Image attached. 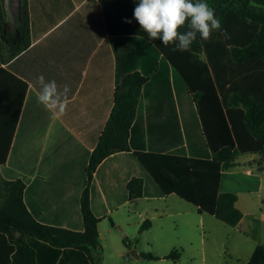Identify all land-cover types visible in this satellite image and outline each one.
Segmentation results:
<instances>
[{
    "label": "crops",
    "instance_id": "crops-1",
    "mask_svg": "<svg viewBox=\"0 0 264 264\" xmlns=\"http://www.w3.org/2000/svg\"><path fill=\"white\" fill-rule=\"evenodd\" d=\"M1 4L9 35L22 27L25 14L31 45L11 59V46L0 35V69L15 64L17 76L28 85L9 150L11 88L6 75L0 79V182L22 180L26 184L24 201L38 222L82 232L81 198L88 182L89 159L111 114L118 73L137 65L134 47L127 45L121 51L119 41L104 35L100 9L106 2L101 0H2ZM40 75L46 81L55 80L61 89L68 86L63 111L38 101ZM130 147L131 152L104 160L89 186L91 207L100 219L102 264L110 238L116 234L128 242L143 238L152 234L158 220L174 215L170 202L176 195L130 199L132 179L148 182L135 151L212 156L194 98L167 63L160 64L142 89ZM221 191L238 197L236 206L243 217L236 227L229 226V250L248 263L256 247L264 245V156L240 155L223 172ZM146 200L148 205L137 211L138 204ZM194 208L193 216L210 220V215ZM145 221L150 224L141 232ZM127 250L132 249L124 241L116 247L119 256ZM0 256V264H7L5 251L0 249Z\"/></svg>",
    "mask_w": 264,
    "mask_h": 264
},
{
    "label": "trees",
    "instance_id": "trees-1",
    "mask_svg": "<svg viewBox=\"0 0 264 264\" xmlns=\"http://www.w3.org/2000/svg\"><path fill=\"white\" fill-rule=\"evenodd\" d=\"M101 1L106 2L100 9L104 35L119 41L121 51H126L127 45L134 47L137 65L118 73L111 114L89 159L88 182L81 198L84 230L38 222L24 201L26 184L22 180L2 181L0 249L6 253L7 264H102L100 219L91 207L90 182L108 157L131 152V129L142 89L161 63L173 68L193 96L212 156L135 151L148 182L132 179L128 184L130 199L176 195L230 227H236L243 217L236 206L237 195L223 193L221 183L223 172L233 167L240 155L264 156V0H205L214 8L221 29L214 30L207 41L199 36L196 44L183 52L174 50L175 45L163 46L160 39H148L134 19L139 0ZM1 2L0 35L11 46L10 58L14 59L28 50L31 35L24 13L22 27L9 35ZM4 75L11 88L8 103L13 108L7 128L10 150L28 85L17 76L15 64L8 70L0 69V79ZM149 224L145 221L141 232ZM124 244L131 249L128 239ZM140 257L161 259L150 253ZM180 257L181 253L173 251L164 259ZM246 264H264V245L256 247Z\"/></svg>",
    "mask_w": 264,
    "mask_h": 264
},
{
    "label": "rangeland",
    "instance_id": "rangeland-1",
    "mask_svg": "<svg viewBox=\"0 0 264 264\" xmlns=\"http://www.w3.org/2000/svg\"><path fill=\"white\" fill-rule=\"evenodd\" d=\"M9 4L7 3L6 8L8 6V11L13 16ZM186 30V27L181 29L182 32ZM198 38L199 34L194 44ZM171 200L174 201L170 202L174 215L158 220L152 234L147 233L143 238L136 236V239L128 242L131 251H136L137 254L150 253L161 258L160 260L137 258L130 254V250L119 256L116 247L121 246L124 239L121 240V236L116 234L109 240L104 264H246L244 256L234 257L229 250V226L212 216H207L210 220L203 222L198 216L192 215L195 209L192 204L178 197ZM140 203L137 211L148 205L147 200ZM173 251L181 253L179 260L164 259Z\"/></svg>",
    "mask_w": 264,
    "mask_h": 264
},
{
    "label": "clouds",
    "instance_id": "clouds-1",
    "mask_svg": "<svg viewBox=\"0 0 264 264\" xmlns=\"http://www.w3.org/2000/svg\"><path fill=\"white\" fill-rule=\"evenodd\" d=\"M134 19L149 40L160 39L163 46L175 45L174 50L188 51L197 34L207 41L214 30L221 29L214 8L205 0H139L134 9ZM131 23L130 20L126 21ZM186 31H181L182 28ZM38 101L46 108L64 110L69 92L67 85L59 88L55 80L38 77Z\"/></svg>",
    "mask_w": 264,
    "mask_h": 264
},
{
    "label": "water",
    "instance_id": "water-1",
    "mask_svg": "<svg viewBox=\"0 0 264 264\" xmlns=\"http://www.w3.org/2000/svg\"><path fill=\"white\" fill-rule=\"evenodd\" d=\"M130 254H131V255H135L137 258L140 257V255H138V254L136 253V251H131ZM136 254H137V255H136Z\"/></svg>",
    "mask_w": 264,
    "mask_h": 264
},
{
    "label": "built area",
    "instance_id": "built-area-1",
    "mask_svg": "<svg viewBox=\"0 0 264 264\" xmlns=\"http://www.w3.org/2000/svg\"><path fill=\"white\" fill-rule=\"evenodd\" d=\"M248 174H251V171H250V172H248Z\"/></svg>",
    "mask_w": 264,
    "mask_h": 264
}]
</instances>
